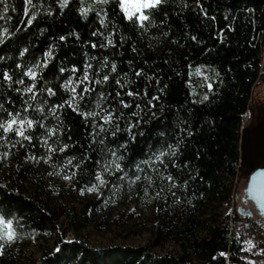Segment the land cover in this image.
Listing matches in <instances>:
<instances>
[{"label": "trees", "instance_id": "trees-1", "mask_svg": "<svg viewBox=\"0 0 264 264\" xmlns=\"http://www.w3.org/2000/svg\"><path fill=\"white\" fill-rule=\"evenodd\" d=\"M62 5L63 0L0 2V125L14 117L25 120L13 126L22 127L24 136L0 128V166L14 176L0 181V216L13 222L20 239L51 240L66 213L29 196L25 186L68 166L72 185L86 191L116 160L122 168L117 177L141 174L137 192L162 207V244L177 241L181 254L155 258L145 248L99 253L61 239L58 252L39 264L264 259V212L239 206L235 193L238 181L249 182L261 165L245 171L241 135L254 87L264 81V0H161L145 11L143 27L125 18L119 0ZM69 81L83 96L74 100L78 110L67 103L73 98L65 87ZM99 100L113 113L111 123L83 115L100 112ZM161 151L166 154L154 172ZM226 203L234 211L223 216ZM92 224L85 217L84 225Z\"/></svg>", "mask_w": 264, "mask_h": 264}, {"label": "rangeland", "instance_id": "rangeland-1", "mask_svg": "<svg viewBox=\"0 0 264 264\" xmlns=\"http://www.w3.org/2000/svg\"><path fill=\"white\" fill-rule=\"evenodd\" d=\"M197 77L209 80L201 72H197ZM73 86L75 93L72 92ZM66 88L76 101L81 100L76 83H68ZM208 88L211 90L212 86ZM244 125L246 128L241 135V155L245 171L251 172L264 162V81L254 87ZM161 161L162 157L160 160L155 159L154 165L157 167L151 166L154 172H159ZM105 168L108 171H104ZM117 172L113 164L105 165L101 175L106 184L93 192L75 189L68 166L52 169L49 174L29 182L24 188L29 196L43 199L49 208L63 209L66 215L60 219L58 234L51 240H23L15 235V239L8 242L0 238V264H39L46 254L58 252L61 239L69 244H84L99 253L119 248H145L155 258L165 254H181L182 248L177 241L171 239L162 244V207L147 194L137 192L136 186L141 174L137 176L139 179H133L122 173L117 177ZM65 176L69 179H64ZM13 177V171L7 165L0 166V181L6 182ZM247 188L248 180L243 177L235 190L238 205L246 210H254L255 206L246 193ZM233 209L234 204L226 203L219 212L228 216L233 213ZM216 211L210 210V213ZM85 217L93 221L91 226L84 225ZM157 227H160L159 232ZM3 230V226H0V237ZM245 264H264V259L245 257Z\"/></svg>", "mask_w": 264, "mask_h": 264}, {"label": "snow or ice", "instance_id": "snow-or-ice-1", "mask_svg": "<svg viewBox=\"0 0 264 264\" xmlns=\"http://www.w3.org/2000/svg\"><path fill=\"white\" fill-rule=\"evenodd\" d=\"M0 2H3V0H0ZM98 2L102 3V4H106L109 2V0H98ZM67 3H68V0H63V5H66ZM160 3H161V0H119V7L122 10L126 19H128L130 21L135 19V21L140 22V26L143 27V22L149 20V15L145 14L144 10L155 8ZM101 23L103 24V21H101ZM61 39H64V37H61ZM49 55H50V53H49ZM113 70H115V65H113ZM61 71H63V69H61ZM27 74L32 76L33 78H35L37 75V73L34 69H29ZM6 78H9V77H7V75H6ZM84 79L85 80L88 79L87 74H85ZM103 79L107 80L108 77L104 76ZM69 83H71V81H69ZM65 87H67V85H65ZM209 87H211V85H209ZM26 91H32V89L28 88V89H26ZM49 91H51V89H49ZM75 91H76L75 86H73L72 92L75 93ZM83 91L88 92L89 89L85 88ZM128 94L134 95V93H132V92H129ZM81 98H83L82 95H81ZM74 100H75V97H73L72 100L67 102V103H69V106L73 107L74 110H78L75 103H74ZM102 103H103V100L97 101L96 108L100 109V112H103L104 115H100V112H88V113L83 114V115L99 116L100 119L104 121V123H106V124L111 123L113 118H114L113 113L111 111H105L101 107ZM120 103L123 104L124 107H128V105L124 104V101H120ZM137 107H139V105H137ZM17 115H19V114H17ZM133 115H135V114H133ZM17 122L20 125L25 124V120L17 121L16 118L14 117L13 119L7 121L6 124L0 125V128H3L4 132L15 131L16 135L24 136V130L22 127L21 128H14L13 127L15 124H17ZM26 122H27L28 127H31L33 124V121H31V120H27ZM99 127H100L101 131H106V129L103 127V125H100ZM133 127L134 126L132 124H129L128 130H131ZM116 129H117V131H120L119 125L116 126ZM114 134L115 133H113V135ZM25 138L27 139L29 137H25ZM65 147H67V146L65 145ZM169 147H171V146H169ZM61 151H63V149H61ZM165 154H166L165 152L161 151V152H159V154L155 155V159L160 160L161 157L164 156ZM173 154H174V150H173ZM113 155H115V153H113ZM119 159H122V157H117V160H119ZM161 162H163V161H161ZM144 163H147V161H145ZM111 164H113L117 170H122L121 165L119 163H117L116 160H113L111 162ZM137 168H139V165H137ZM104 171H108V169L105 168ZM64 179H69V177L65 176ZM95 179L99 182V184H93L90 188H88L89 192L98 191L100 186H103L106 184L105 179L99 173L96 175ZM137 179H139V177H137ZM169 179H171V177H169ZM0 226H3V229H4L3 233H2V237H0V238H4L8 242L13 241L15 239V235H16L15 231L13 229V222L11 220L6 221L3 216H0Z\"/></svg>", "mask_w": 264, "mask_h": 264}, {"label": "water", "instance_id": "water-1", "mask_svg": "<svg viewBox=\"0 0 264 264\" xmlns=\"http://www.w3.org/2000/svg\"><path fill=\"white\" fill-rule=\"evenodd\" d=\"M246 193L248 199L264 212V162L251 175Z\"/></svg>", "mask_w": 264, "mask_h": 264}]
</instances>
